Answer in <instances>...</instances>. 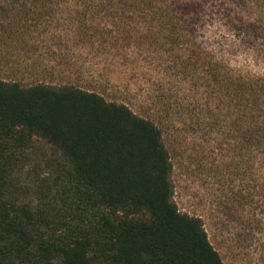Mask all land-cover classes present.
Listing matches in <instances>:
<instances>
[{
    "label": "trees",
    "instance_id": "obj_1",
    "mask_svg": "<svg viewBox=\"0 0 264 264\" xmlns=\"http://www.w3.org/2000/svg\"><path fill=\"white\" fill-rule=\"evenodd\" d=\"M10 1L47 8L49 56L157 61L191 81L190 126L235 142L264 208V74H236L201 36L220 18L264 63V0ZM173 170L160 127L127 104L0 78V264H223Z\"/></svg>",
    "mask_w": 264,
    "mask_h": 264
},
{
    "label": "rangeland",
    "instance_id": "obj_2",
    "mask_svg": "<svg viewBox=\"0 0 264 264\" xmlns=\"http://www.w3.org/2000/svg\"><path fill=\"white\" fill-rule=\"evenodd\" d=\"M16 9L10 0H0V78L23 84H74L123 102L155 122L173 163L179 210L202 220L223 264H264V208L256 169H247L235 142L221 138L222 130L190 126L196 116L189 111L199 99L193 83L157 61L132 63L123 56L78 52L63 60L49 56L47 8L30 4L25 16ZM201 33L236 74H264V63L237 47L238 39L222 19L215 17Z\"/></svg>",
    "mask_w": 264,
    "mask_h": 264
}]
</instances>
